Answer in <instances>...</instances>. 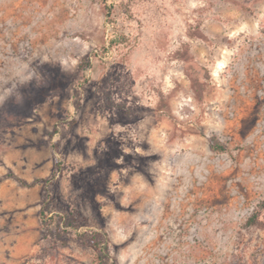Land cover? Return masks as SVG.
Instances as JSON below:
<instances>
[{"label":"rangeland","instance_id":"374dc122","mask_svg":"<svg viewBox=\"0 0 264 264\" xmlns=\"http://www.w3.org/2000/svg\"><path fill=\"white\" fill-rule=\"evenodd\" d=\"M0 264H264V0H0Z\"/></svg>","mask_w":264,"mask_h":264},{"label":"trees","instance_id":"16d2710c","mask_svg":"<svg viewBox=\"0 0 264 264\" xmlns=\"http://www.w3.org/2000/svg\"><path fill=\"white\" fill-rule=\"evenodd\" d=\"M212 143V148L215 149V150H221V151H224L228 148V146L223 143L220 139H218L216 136L212 137L211 139ZM41 215H42V220H43V223L44 225L46 226H50L52 222H57V223H63L65 224V226H74V221L73 219L68 216L66 213H58L57 215L53 216V217H48L45 213V208H43L42 212H41ZM256 215H253L252 217L249 218L248 222L249 223H256ZM104 235V233L100 230H97L95 229L93 231V235L94 236H99V235ZM98 246L99 247V250L101 252H103L104 254H106L107 256H109V248H108V243L107 241H103L101 243H98Z\"/></svg>","mask_w":264,"mask_h":264}]
</instances>
